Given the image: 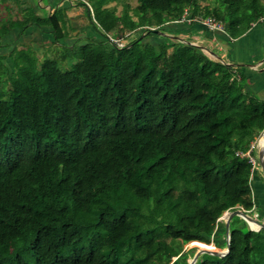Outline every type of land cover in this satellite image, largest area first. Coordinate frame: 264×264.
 Returning <instances> with one entry per match:
<instances>
[{"label": "trees", "instance_id": "obj_1", "mask_svg": "<svg viewBox=\"0 0 264 264\" xmlns=\"http://www.w3.org/2000/svg\"><path fill=\"white\" fill-rule=\"evenodd\" d=\"M87 3L102 40L42 59L14 49L10 70L0 57V264H175L193 257L191 241L225 248L219 217L254 209L253 166L238 152L264 129V99L166 32L186 13L237 37L264 0ZM34 20L53 44L66 35L60 9ZM23 25L1 24L0 37ZM227 234V252L194 264H264V228L235 215Z\"/></svg>", "mask_w": 264, "mask_h": 264}, {"label": "crops", "instance_id": "obj_2", "mask_svg": "<svg viewBox=\"0 0 264 264\" xmlns=\"http://www.w3.org/2000/svg\"><path fill=\"white\" fill-rule=\"evenodd\" d=\"M85 5L89 6L87 0H0V25L11 21L24 24L8 29L0 37L2 62L11 69L9 54L18 48H30L39 55L51 46L63 48L91 38L102 40V34L87 16ZM59 9L67 19L66 35L53 44L52 28L38 24L34 18L46 17ZM166 33L200 47L211 59L233 66L242 89L264 99V17L237 37H230L225 30L208 29L198 21H177ZM260 149L253 150L256 164L251 170L250 184L254 200L252 212L264 216V174L258 167Z\"/></svg>", "mask_w": 264, "mask_h": 264}, {"label": "built area", "instance_id": "obj_3", "mask_svg": "<svg viewBox=\"0 0 264 264\" xmlns=\"http://www.w3.org/2000/svg\"><path fill=\"white\" fill-rule=\"evenodd\" d=\"M178 21H186V22L198 21V22H201L208 29L224 30L223 24L220 21L215 20L211 16H207V17H202L200 15L189 16L185 13L180 17V19H178ZM107 39H108V42L110 44H113V45L118 46V47L123 46L125 44V42L127 41V39H125L124 37H118L117 38V37H113L111 35H108ZM262 131L250 142L249 147L245 152H238L239 155L247 156V159L249 162H251L252 166H255L256 159L251 154L250 151H252L255 148H261L262 147V145H263ZM237 208L243 209L242 207H237ZM225 212H227V211H225ZM245 212H246V210H245Z\"/></svg>", "mask_w": 264, "mask_h": 264}, {"label": "water", "instance_id": "obj_4", "mask_svg": "<svg viewBox=\"0 0 264 264\" xmlns=\"http://www.w3.org/2000/svg\"><path fill=\"white\" fill-rule=\"evenodd\" d=\"M155 32H159V30L153 29ZM262 137H263V145L259 151L258 154V161H259V165L261 167V170L264 174V129L262 131ZM240 216L242 217L244 220H246V222L248 223L249 227L251 229L257 230L259 228H264V222L262 221H258L257 219H255L254 217H251L249 215L246 214L245 210L243 209H239V208H235L233 210H231L229 212V214L226 216V218L224 219V227H225V232H226V243H225V250L222 252L216 251V250H211L208 248H198V250L194 253L193 257L191 258V260L189 261V264H194V261L196 260L197 256L200 253L206 252V253H211V254H215V255H223L225 252H227L228 250V227H229V221L231 220V218L233 216ZM250 221L254 222L256 224V227L253 228L250 226ZM175 258V257H174ZM173 258V259H174Z\"/></svg>", "mask_w": 264, "mask_h": 264}, {"label": "rangeland", "instance_id": "obj_5", "mask_svg": "<svg viewBox=\"0 0 264 264\" xmlns=\"http://www.w3.org/2000/svg\"><path fill=\"white\" fill-rule=\"evenodd\" d=\"M84 3H86V2H84ZM132 3H134V1H132ZM131 37L130 38H134V37H136V33H132L131 35H130ZM55 50H57L58 52H59V50H61L62 51V48H60V47H56V46H54V47H47V49H44L43 50V52L41 53V54H39V55H37V57H38V59H42L43 57H47V56H51V54L52 53H54V52H56ZM60 51V52H61ZM75 59H71V58H69V57H65V59H60L59 60V65H60V67L61 68H65V67H67L70 63H71V61H74ZM8 68V67H7ZM9 70H10V67L8 68ZM11 69H12V67H11ZM256 154V153H255ZM257 155V154H256ZM259 164V163H258ZM260 165H258V167H259ZM259 168H261V167H259ZM229 212L230 211H227V212H225L221 217H220V219L221 220H223L224 221V219L226 218V216L229 214ZM246 214L247 215H249V216H251V217H254L255 219H257L258 221H263L264 220V216H261L259 213H257V212H246ZM237 218H239V219H243L242 217H240V216H237ZM235 220H238V219H236V217H235ZM244 220V219H243ZM240 221V220H239ZM245 222H246V220H244ZM247 223V222H246ZM247 225H248V223H247ZM256 227V226H255ZM203 244H210L214 249H211V250H216V251H219V252H222V251H224L225 250V248H218V247H214V245L212 244V243H201V242H198V241H191L190 243H188V244H186L185 245V248L186 249H189V248H196L195 249V252L198 250V248H200L201 246ZM191 260V258H188V259H186L185 261L181 258L177 263H175V264H189V261Z\"/></svg>", "mask_w": 264, "mask_h": 264}, {"label": "bare ground", "instance_id": "obj_6", "mask_svg": "<svg viewBox=\"0 0 264 264\" xmlns=\"http://www.w3.org/2000/svg\"><path fill=\"white\" fill-rule=\"evenodd\" d=\"M250 226L255 228L256 224L254 222L250 221ZM202 245V244H201ZM200 248H208V249H214L210 244H203Z\"/></svg>", "mask_w": 264, "mask_h": 264}]
</instances>
